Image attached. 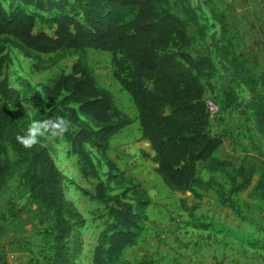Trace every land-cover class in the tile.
<instances>
[{
  "label": "trees",
  "instance_id": "trees-1",
  "mask_svg": "<svg viewBox=\"0 0 264 264\" xmlns=\"http://www.w3.org/2000/svg\"><path fill=\"white\" fill-rule=\"evenodd\" d=\"M13 1L44 13H56L55 31L53 35L35 32V15L22 7L6 15L0 3V75L8 63V56L3 55L5 43L26 58H37V72L47 69L41 64L42 56L69 52L78 55L70 73L59 75L43 88V98L50 106L63 98L68 120L79 125L67 141L71 153L78 158L84 179H99L87 145L109 170L119 172L107 152L111 140L133 123L117 108L112 93L97 84L85 58L88 50H94L111 55L113 77L130 97L142 139L150 143L155 153L156 173L170 191L190 192L196 199L202 198L203 192L213 191L220 205L235 210L233 197L251 189L254 198L264 206V146L255 142L251 152L241 159L215 156L223 139L210 132L203 80L214 75L216 66L211 55L195 58L190 53L192 40L186 24L172 13L170 0H71V7L67 0ZM202 2L223 30V15L215 8V0ZM68 7L70 10L66 11ZM230 43L228 40L229 46ZM0 91L17 105V93L6 82L0 85ZM224 96L226 100H235L231 89ZM35 97L41 110L42 96L37 92ZM218 104L221 113L231 110L228 101ZM255 111L258 131L264 140V101L255 105ZM19 125L10 107L0 106V141L6 142L28 164L29 183L33 184L36 198L52 213L57 238L62 240L70 226L62 215L64 176L47 149L39 145L26 149L17 141L16 137L29 127L27 122ZM200 167L209 174L207 180L200 178ZM217 175L225 184L218 182ZM128 183L133 197L130 201L136 202L141 212L145 211L151 201L147 192L140 183L131 179ZM126 197L124 192L120 197L108 198L105 185L99 182L96 186L92 199L113 201L114 224L110 235L100 238L93 264H134L123 262L122 257L126 249L137 244L142 228L133 205L123 201ZM185 209L193 211L195 207ZM61 251L58 246L57 255Z\"/></svg>",
  "mask_w": 264,
  "mask_h": 264
},
{
  "label": "rangeland",
  "instance_id": "rangeland-1",
  "mask_svg": "<svg viewBox=\"0 0 264 264\" xmlns=\"http://www.w3.org/2000/svg\"><path fill=\"white\" fill-rule=\"evenodd\" d=\"M46 1V0H44ZM70 7L73 1L67 0ZM171 10L183 20L192 40L190 53L198 58L211 55L216 66L214 75L204 81L206 100L228 101L231 113L228 125L222 118L210 120V132L227 140L221 148L219 159H241L251 152L255 142L264 146L255 118V105L264 101V70L261 67H245L239 60V43L236 34L245 27L242 0H215L214 6L223 15L225 27L214 19L202 0H170ZM6 15L18 7L36 16L35 32L53 35L56 13H44L32 6H23L13 0H0ZM66 8V11L70 10ZM223 32V38H222ZM235 36V37H234ZM228 40L231 41L230 46ZM234 42V43H233ZM8 63L0 75V85L7 83L17 93V105L3 96L0 91V106L7 104L22 127L33 120L49 115L68 119L63 98L47 105L43 88L61 74H68L78 55L71 52L60 55L42 56L46 70L35 71L37 58H26L9 43L2 44ZM235 47H237L235 51ZM88 66L93 71L97 84L112 93L116 106L127 114L133 123L118 137L111 140L107 157L115 162L119 172L111 171L94 149L86 146L97 168L99 179H84L80 173L78 158L71 153L67 141L70 134L78 130L71 123L62 137L45 135L37 144L49 152L55 165L64 176L63 190L65 207L63 217L69 222L65 237L57 238L52 213L35 196L27 176L28 164L14 152L6 142L0 141V264H93L94 251L102 236L110 235L114 224L111 217L113 201H96V186L102 182L108 198L127 193L125 202L133 205L138 214V225L142 228L134 247L124 251L122 260L140 264H264V206L252 195V190L235 197V210L218 203L213 191L203 192V204L196 213L185 210L182 199L168 190L159 180L141 182L138 177L152 167L154 157L120 148L135 146L140 142L137 113L130 97L121 89L113 77L111 55L88 50L85 54ZM245 68V72H242ZM233 90L235 100L224 96ZM41 94V110L35 94ZM226 120V119H225ZM84 121L81 120L80 124ZM26 130H23L25 133ZM144 160V161H143ZM128 167V170L126 168ZM203 180L209 174L199 169ZM218 182L225 180L217 175ZM140 183L150 193V205L141 212L129 192V180ZM145 184V185H143ZM227 187V186H226ZM227 190V188H226ZM129 199V200H127ZM186 201V200H185ZM190 210V209H188ZM58 246L62 247L59 255Z\"/></svg>",
  "mask_w": 264,
  "mask_h": 264
},
{
  "label": "crops",
  "instance_id": "crops-1",
  "mask_svg": "<svg viewBox=\"0 0 264 264\" xmlns=\"http://www.w3.org/2000/svg\"><path fill=\"white\" fill-rule=\"evenodd\" d=\"M239 6H242V8H240ZM237 7L240 8V10H243L244 14L243 16L242 15L240 16V19L242 23L245 25V27L240 31V33L236 34L237 39H235V41L240 45V49L237 50L238 51L237 53L242 55V57L239 60H241V62L244 64L245 67H251V68L261 67L264 70V0H242V3L238 4ZM236 49L237 47H235V51ZM205 99H206V93H205ZM230 113L231 111H225L220 115L225 125H228L227 120L230 116ZM231 114L234 115L233 113ZM130 126L126 127L125 129L129 128ZM125 129H123L122 131H124ZM118 135L116 137H118ZM138 139L140 140L138 144H136L135 146L130 145L126 148L122 147L120 148V152L126 153L125 150L128 148L130 150H133L134 154L139 155V157H137L138 160H142V156L144 154L148 155L150 158H153L155 156V153L152 150L150 143L147 140L142 139L141 132H139ZM223 147L225 148L227 147L226 139H223V145L221 148ZM221 150L222 149H220V151ZM220 151H218L215 154L217 158L220 155L219 154ZM144 167L146 168L145 170L142 171L139 170L138 172H136L138 174L145 171L143 174H141L140 177H138V179L141 182H146L148 180L149 181L159 180V179L162 182L161 178L156 173L157 165L155 163H153L152 167L146 165H144ZM126 170H128V167L126 168ZM173 193L178 195L179 199H182L181 202H183L185 208L191 209L193 206L195 207L192 213H196L198 211V208L201 207V204H203V199H204L203 196L200 199H196L194 195L190 192H184V193L173 192ZM147 194L151 200L152 198L150 193L147 192Z\"/></svg>",
  "mask_w": 264,
  "mask_h": 264
},
{
  "label": "clouds",
  "instance_id": "clouds-1",
  "mask_svg": "<svg viewBox=\"0 0 264 264\" xmlns=\"http://www.w3.org/2000/svg\"><path fill=\"white\" fill-rule=\"evenodd\" d=\"M71 126V121L64 116L48 117L33 120L25 133L16 137L17 141L26 149H31L40 142L45 135L62 137Z\"/></svg>",
  "mask_w": 264,
  "mask_h": 264
},
{
  "label": "built area",
  "instance_id": "built-area-1",
  "mask_svg": "<svg viewBox=\"0 0 264 264\" xmlns=\"http://www.w3.org/2000/svg\"><path fill=\"white\" fill-rule=\"evenodd\" d=\"M206 108L209 115V120H213L214 118H218L221 115L220 106L216 100L207 99Z\"/></svg>",
  "mask_w": 264,
  "mask_h": 264
}]
</instances>
